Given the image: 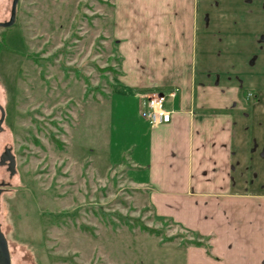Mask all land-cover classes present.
Wrapping results in <instances>:
<instances>
[{
    "label": "rangeland",
    "instance_id": "obj_1",
    "mask_svg": "<svg viewBox=\"0 0 264 264\" xmlns=\"http://www.w3.org/2000/svg\"><path fill=\"white\" fill-rule=\"evenodd\" d=\"M114 15L115 0H20L0 31V99L18 161L0 210L11 264H184L181 237L161 238L194 232L157 216L128 175L136 145L149 163L150 125H131L140 103L118 88Z\"/></svg>",
    "mask_w": 264,
    "mask_h": 264
},
{
    "label": "crops",
    "instance_id": "obj_2",
    "mask_svg": "<svg viewBox=\"0 0 264 264\" xmlns=\"http://www.w3.org/2000/svg\"><path fill=\"white\" fill-rule=\"evenodd\" d=\"M114 17L118 88L140 103L131 125H150L149 163L136 145L129 178L157 216L211 235L213 256L175 246L184 264H264L263 0H115ZM171 88L170 121L150 124L142 92Z\"/></svg>",
    "mask_w": 264,
    "mask_h": 264
},
{
    "label": "flooded vegetation",
    "instance_id": "obj_3",
    "mask_svg": "<svg viewBox=\"0 0 264 264\" xmlns=\"http://www.w3.org/2000/svg\"><path fill=\"white\" fill-rule=\"evenodd\" d=\"M13 2L14 0H0V31L7 32V30L10 29L16 22V19L18 17L20 0H17L16 3V11H15L13 23L10 25H4V23H6L12 18ZM263 4H264V0H263ZM262 35L257 37V42L263 41L262 38L264 37V35L263 36ZM0 90H1L0 95L5 92L1 72H0ZM251 94L252 92L250 90L246 92L247 96H250ZM7 116H8V109L6 103L5 102L3 103V101H1L0 99V210H1L2 195L5 192H7L9 189H11L13 178L18 173V161H17L16 151L14 149L11 140L10 139L8 140L5 135V132L7 130V126H6Z\"/></svg>",
    "mask_w": 264,
    "mask_h": 264
},
{
    "label": "built area",
    "instance_id": "obj_4",
    "mask_svg": "<svg viewBox=\"0 0 264 264\" xmlns=\"http://www.w3.org/2000/svg\"><path fill=\"white\" fill-rule=\"evenodd\" d=\"M175 95L176 90L173 88L167 90L153 89L142 92V107L146 120L152 125L170 121L172 110L168 108L167 102L170 98H174Z\"/></svg>",
    "mask_w": 264,
    "mask_h": 264
},
{
    "label": "trees",
    "instance_id": "obj_5",
    "mask_svg": "<svg viewBox=\"0 0 264 264\" xmlns=\"http://www.w3.org/2000/svg\"><path fill=\"white\" fill-rule=\"evenodd\" d=\"M142 228L149 232L150 234H154L157 236H160L163 233V229L155 226H147L145 224L142 225ZM191 230V232H194V237H188L184 235L182 232L175 233L173 235H166L162 236V241H173L176 237H181V242L183 244H195V245H202L205 247L206 252L213 256L211 252V244L209 243V239L211 238V235H202L198 230Z\"/></svg>",
    "mask_w": 264,
    "mask_h": 264
},
{
    "label": "water",
    "instance_id": "obj_6",
    "mask_svg": "<svg viewBox=\"0 0 264 264\" xmlns=\"http://www.w3.org/2000/svg\"><path fill=\"white\" fill-rule=\"evenodd\" d=\"M16 3L17 0H14L13 8H12V18L6 23H4V25H10L13 23L15 11H16ZM0 264H11V254H10L9 244L6 235L1 228V224H0Z\"/></svg>",
    "mask_w": 264,
    "mask_h": 264
}]
</instances>
